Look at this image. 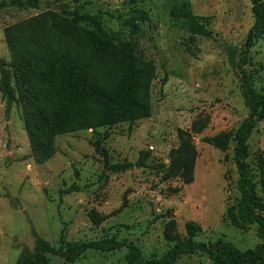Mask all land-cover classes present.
<instances>
[{
	"label": "rangeland",
	"instance_id": "obj_1",
	"mask_svg": "<svg viewBox=\"0 0 264 264\" xmlns=\"http://www.w3.org/2000/svg\"><path fill=\"white\" fill-rule=\"evenodd\" d=\"M77 7L102 15L109 30L125 36L130 29L122 21L130 11L147 13L133 38L138 53L155 65L151 115L60 133L53 139V156L38 163L20 109L13 104L6 114L0 93V264H15L22 245L32 248L31 227L53 244L61 232L67 240L125 237L145 256H160L175 235H185L184 223L194 220L201 225L195 237L199 241L221 237L241 249L254 246L259 241L255 225L236 227L227 215L239 197L234 142L222 151L202 141L205 135L235 129L247 115L236 65L253 24L250 1L0 0V60L8 62L12 56L5 27L23 25L46 10ZM184 10L205 17L206 34L188 29ZM64 31L72 40L67 41L69 51L87 56L79 30ZM246 54L244 68L255 88L264 92V30L253 37ZM105 132L106 156L94 147ZM188 141L192 149L186 147ZM248 146L258 181L264 119L252 131ZM115 164L128 166L109 170L108 165ZM125 251L88 250L72 262L50 255L48 264H126ZM174 264L210 262L196 252Z\"/></svg>",
	"mask_w": 264,
	"mask_h": 264
},
{
	"label": "trees",
	"instance_id": "obj_2",
	"mask_svg": "<svg viewBox=\"0 0 264 264\" xmlns=\"http://www.w3.org/2000/svg\"><path fill=\"white\" fill-rule=\"evenodd\" d=\"M249 1L253 24L236 65L247 115L235 129L205 135L202 141L222 151L234 142L232 155L239 197L228 208V219L236 227L255 225L259 241L245 249L221 237L199 241L195 237L201 225L188 220L184 223L185 235H175L174 242L162 255L145 256L135 242L125 237L67 240L61 232L53 244L31 227L33 246L22 245L15 264H48L50 255L72 262L88 250L110 252L121 248L126 250V264H174L182 255L196 252L205 254L210 264H264V159L260 152L258 181L248 160V138L264 119V92L255 88L251 74L244 68L253 37L264 30V0ZM172 15L177 14L172 11ZM182 15L191 32L206 34L205 17L188 10ZM147 18L145 11L132 9L122 21L130 29L129 36L109 30L102 15L82 12L78 7L64 12L46 10L30 17L23 25L4 28L5 42L12 56L8 62L0 60V93L6 114L13 104L20 109L35 162L43 163L53 156V139L60 133L111 127L151 115L155 65L138 53L133 38L140 29L139 22ZM67 28L79 30L87 56L69 51L67 41L72 40L65 34ZM102 136L94 142V147L106 156L102 142L107 132ZM186 147L192 149L193 145L188 141ZM127 166L108 165L111 171L124 170ZM191 167L189 164L187 169Z\"/></svg>",
	"mask_w": 264,
	"mask_h": 264
}]
</instances>
